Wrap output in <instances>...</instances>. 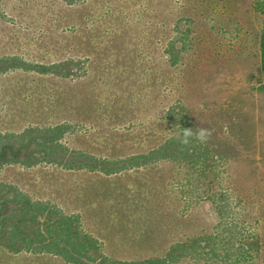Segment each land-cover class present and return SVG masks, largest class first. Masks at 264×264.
Listing matches in <instances>:
<instances>
[{"label":"rangeland","instance_id":"374dc122","mask_svg":"<svg viewBox=\"0 0 264 264\" xmlns=\"http://www.w3.org/2000/svg\"><path fill=\"white\" fill-rule=\"evenodd\" d=\"M257 1L0 0V58L10 56V67L0 73V133L64 124L60 142L114 160L160 144L170 133L161 115L179 101L202 120L200 127L213 129L210 142L218 138L226 153L214 156L213 177L200 178L167 160L113 174L46 161L4 162L0 199L18 190L76 214L114 261L161 257L172 244L187 242L189 256L170 264H235L237 258L236 264H264V65L255 36ZM176 24L191 39L170 65L164 49ZM69 59L77 64L67 77L23 64ZM20 144L35 153L29 162L47 156L36 136ZM3 234L0 264H69L51 254L12 252L6 244H23L13 245Z\"/></svg>","mask_w":264,"mask_h":264},{"label":"trees","instance_id":"16d2710c","mask_svg":"<svg viewBox=\"0 0 264 264\" xmlns=\"http://www.w3.org/2000/svg\"><path fill=\"white\" fill-rule=\"evenodd\" d=\"M65 1L72 4L79 0ZM254 11L256 13L254 20L259 25V28L255 31V36L259 37L258 48L261 63L264 65V0H258L255 3ZM187 21L188 25L186 29L191 25V18H187ZM174 29L177 32L172 39L167 41L164 49L170 65L177 63L181 52L187 48H185V44H189L191 39L190 34L188 35L187 31L180 29L178 24L175 25ZM182 40H184V43ZM9 57L0 58V66L4 65L0 68V73L10 67V64L5 65ZM23 64L27 66L29 63L24 61ZM76 64L77 61L69 59L52 64L35 63L32 67L30 64V67L25 66V68L27 70L30 68L38 73L67 77L73 75L72 69H74V65ZM195 115V113H191L188 108H185L183 104L177 101L164 110L161 115V118L169 127L170 133L160 144L145 153L132 154L114 160L112 158L94 156L77 149H71L60 142V139L68 130V126L64 124H57L52 127H27L20 133H0V167L4 162L21 163L29 166L46 161L57 164L65 169H86L113 174L125 167H138L150 161L167 160L181 167L188 177L195 174L198 178L207 177L210 174L213 177L214 156L226 155V153L220 152L218 148L220 145L219 140H217L218 138H214L213 143L209 140L206 144L193 140L189 146H183L173 138L182 127H192L194 131L200 127L199 124L202 120ZM213 135L216 137V133ZM35 136L38 143L41 144L43 155L47 156H41L40 159L35 158L29 162L27 161V157H32L35 153L26 150V147L20 144V142L22 141L26 145H29L31 142H34ZM234 138L236 139V137ZM14 141L18 142V145L13 144ZM23 152L25 156L24 154L22 155ZM48 154H55L56 159H48ZM120 162H127V165H119ZM210 183L209 189L212 191L215 181L213 180ZM0 196H2V193ZM5 210L7 212H4ZM1 211L2 226L0 232L5 233L3 235L13 245H15L14 242L16 241H20L23 244L22 246L15 247H10L6 244V248L12 252L27 251L31 253L51 254L60 257L69 264H87L95 260L101 261V264L105 261L114 262L115 264H170L180 258L189 256V251H191V247H189L187 242H179L172 244L161 257L128 262L114 261L105 256L101 243L81 228L76 214L64 213L60 208L48 201L34 199L26 193L14 190V193L10 196L0 199ZM7 227H9V230L5 231ZM0 244L4 245L2 242ZM258 244V242H252L253 247H256ZM209 245H211V248L215 247L213 243ZM198 248L199 244L195 247L197 252ZM240 255L243 257V251ZM237 260L235 261L237 262Z\"/></svg>","mask_w":264,"mask_h":264},{"label":"clouds","instance_id":"9594fccd","mask_svg":"<svg viewBox=\"0 0 264 264\" xmlns=\"http://www.w3.org/2000/svg\"><path fill=\"white\" fill-rule=\"evenodd\" d=\"M213 136V129L209 127H199L195 131L192 127H182L173 137L179 144L189 146L193 140L206 144Z\"/></svg>","mask_w":264,"mask_h":264}]
</instances>
